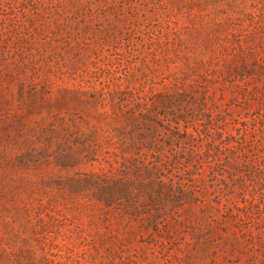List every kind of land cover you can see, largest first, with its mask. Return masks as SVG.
<instances>
[{
    "label": "rangeland",
    "instance_id": "rangeland-1",
    "mask_svg": "<svg viewBox=\"0 0 264 264\" xmlns=\"http://www.w3.org/2000/svg\"><path fill=\"white\" fill-rule=\"evenodd\" d=\"M0 264H264V0H0Z\"/></svg>",
    "mask_w": 264,
    "mask_h": 264
}]
</instances>
